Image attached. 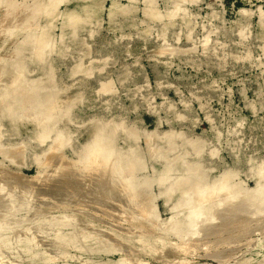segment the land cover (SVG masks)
<instances>
[{
	"label": "rangeland",
	"instance_id": "rangeland-1",
	"mask_svg": "<svg viewBox=\"0 0 264 264\" xmlns=\"http://www.w3.org/2000/svg\"><path fill=\"white\" fill-rule=\"evenodd\" d=\"M259 184L264 0H0V264H264Z\"/></svg>",
	"mask_w": 264,
	"mask_h": 264
},
{
	"label": "bare ground",
	"instance_id": "bare-ground-1",
	"mask_svg": "<svg viewBox=\"0 0 264 264\" xmlns=\"http://www.w3.org/2000/svg\"><path fill=\"white\" fill-rule=\"evenodd\" d=\"M92 5L93 6H96L95 3H88V4H86V6H92ZM33 42H34V45H35L36 53H37L38 49H43L44 48V46L48 43V35H47V32L45 31V29L41 28L40 31H39V33H38V35H33ZM13 92L16 93V94H18L19 90L18 89L17 90H13ZM22 95H26V94H22ZM15 98H16V96H15ZM27 98L34 100L35 99V95H33L31 93V94L28 95ZM36 101H37V99L35 100V105L37 106L36 107L37 110H39V108L41 107V104L40 103H36ZM3 110L5 111L6 110V107L3 108ZM46 127L47 126L43 127V129L38 134L43 135V133H45ZM147 139H148V137H147ZM95 143H99V145L97 147H95V149L93 151H91L89 153L86 152V154H85L83 160L81 161V163L84 162V166H90V165H94V164H99V165L100 164H103V165H105L104 166V169L105 168H108L111 165V163H113L112 162V158H113V151H112V149H110V147L107 145V143L103 142L100 139H97L96 137L93 139L92 144H95ZM195 178L194 177H188L186 180H189L190 179L188 181L189 182L188 183L189 185L188 184H185L187 187H192L190 190H192L193 192L190 193V194H191L192 198L195 199V202H192V209H191L192 215L189 216L190 218H188V226L190 228H195L196 223L200 219L201 215L204 214L205 207L203 206V204L206 203V202H211L209 200L212 199L213 194H215L214 191H215V187L217 185L216 183H215V185L213 184L215 186L214 187V186H208L207 184L203 183L205 186L207 185L205 187V186L201 185L202 182H201V180L199 178H196V179ZM200 182H201V184H200ZM122 186L126 187L127 185L126 184H123ZM261 186H262V184L260 186H258L260 188H258V187L255 188V192L256 193L254 192V194L255 195L256 194H260V196L262 197L261 198V202L264 204V188L261 187ZM220 188H221V190L220 189L219 190L221 192H217V195L220 194V193H222V189H224L222 187H220ZM257 189H259V190L257 191ZM217 191H218V189H217ZM224 191H225V189H224ZM224 191H223V194H224ZM228 193H230V191ZM181 194H183L185 196L184 193H181ZM217 195H216V198L215 197L214 198L216 200L215 202L219 203L217 201V199H218V196ZM225 195H227V194H225ZM229 198H230V196H229ZM219 201H221V200L219 199ZM219 204H221V202ZM199 205H200L201 208H199ZM138 208H139V206H138ZM260 209L262 210V208H260ZM256 210L257 209H255L254 211L256 212ZM261 210L259 211V213L261 212ZM144 211H147V209L144 210ZM148 211H150V210H148ZM202 212H203V214H202ZM148 213H151V212H148ZM176 217H177V215H176ZM126 218H128V217H126ZM176 221L178 222V220H176ZM156 222H157V219H156ZM168 222L167 223L165 222L166 223L165 227H167V224H169ZM173 222L175 223V225L178 224L175 221H173ZM174 223H173V225H174ZM163 225H164V223H163ZM169 226L170 225H168V227ZM162 227H164V226H162ZM138 228H144L146 230L145 232L142 231V234L138 237V239H139L140 242L143 243V242H145L147 240L148 241H154V242H158L159 241L161 244H163V248L165 247L164 246L165 244H164L163 237L160 234H156V235L154 234V235H152V233H153V229L152 228L153 227L151 225L147 224L145 222V220H140L139 221ZM184 243H186V242H184ZM171 249H172L171 252L174 255V257L176 258L177 262L178 263H183L184 262V253L186 252V245H184V244H175V245L172 246ZM133 253H134V251H133ZM146 253H151V252L147 250V251H145V254ZM186 263H187V260H186V257H185V264Z\"/></svg>",
	"mask_w": 264,
	"mask_h": 264
},
{
	"label": "clouds",
	"instance_id": "clouds-1",
	"mask_svg": "<svg viewBox=\"0 0 264 264\" xmlns=\"http://www.w3.org/2000/svg\"><path fill=\"white\" fill-rule=\"evenodd\" d=\"M52 46H53L52 44H49L48 47L51 48ZM37 55L42 58L43 55H44V49H38ZM98 145H99V143H95V144L88 145L86 147V152L89 153V152L93 151L95 149V147H97Z\"/></svg>",
	"mask_w": 264,
	"mask_h": 264
}]
</instances>
